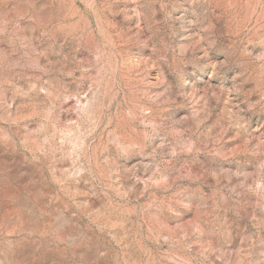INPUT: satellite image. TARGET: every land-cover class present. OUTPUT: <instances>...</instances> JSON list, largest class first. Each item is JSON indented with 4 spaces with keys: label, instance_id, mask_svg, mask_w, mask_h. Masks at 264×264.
<instances>
[{
    "label": "rangeland",
    "instance_id": "rangeland-1",
    "mask_svg": "<svg viewBox=\"0 0 264 264\" xmlns=\"http://www.w3.org/2000/svg\"><path fill=\"white\" fill-rule=\"evenodd\" d=\"M0 264H264V0H0Z\"/></svg>",
    "mask_w": 264,
    "mask_h": 264
}]
</instances>
